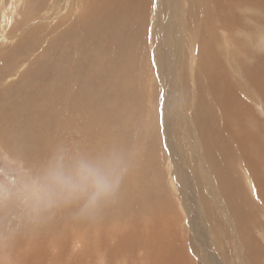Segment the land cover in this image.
<instances>
[{
	"label": "bare ground",
	"instance_id": "obj_1",
	"mask_svg": "<svg viewBox=\"0 0 264 264\" xmlns=\"http://www.w3.org/2000/svg\"><path fill=\"white\" fill-rule=\"evenodd\" d=\"M153 1L34 0L21 24L10 25L4 36L15 44L3 54L1 80L29 55L36 54V59L19 83L6 89L7 97L0 91V136L11 139L7 146L28 161L35 162L45 156L46 149H51L49 155L45 153L48 157H44L42 167L45 172L61 170L63 164L54 163L57 156H62L67 164L71 162L63 150V131L71 134V129H75L76 135L80 124L75 119H85L88 128L97 130L93 142L86 140V156L96 160L90 183L95 179L99 183L97 178L102 181L103 177V154L112 162L108 153L117 149L110 148L119 147L118 141L106 142L105 132L108 136L112 126L109 121L136 113L134 109L143 108L145 96L156 98L158 88L153 83L152 89L147 90L143 71L150 67L151 58L153 67L160 71L159 77L168 80L166 74L179 65L163 44L171 30L174 37L169 45L180 50L179 63L185 72L181 76L185 112L179 115L187 125L191 122L195 126L193 163L184 169L179 151L167 149L171 165L169 169L165 167L153 116L146 114L152 110L154 115L155 110L150 105L144 107L147 109L140 113L147 117L143 137L150 135L148 149L152 152L121 149V167L117 164L121 176L119 173L116 181L104 178L106 188L97 186V194L83 193L77 186L72 191L73 198L80 195L87 200L85 205L80 204L83 212L72 204L73 220L78 222V227L72 228L81 242L71 248L68 229L62 239L54 231L41 230L38 223L37 231L26 237L21 226L18 231L9 232L2 223L0 235L6 238L0 236V264H99L96 257L102 255L106 264H198L192 253L201 259L206 252L202 254L201 245L198 247L193 236H189L186 225L191 227L188 223H193L195 229L200 223L205 227L200 203L208 205L207 198L212 193L217 194L211 204L216 202V210L223 205L218 214L225 217V222L215 220V211L207 209L204 212L212 214L211 223L207 222L209 229L219 240V234L237 233L243 256L239 254L245 264H264V247L259 244L257 233H250L264 217V119L254 108L257 105L260 113L264 112V59L258 52L264 47V27L262 23L251 24V20L264 19V0H155L153 22L148 27ZM2 2L3 7L7 0ZM161 16L167 21L164 26ZM49 20L54 22L51 26L47 24ZM149 44L151 52L145 46ZM253 46L257 52L251 49ZM250 58L255 60L252 65ZM256 91L262 101L256 98ZM169 96L162 100L164 104ZM157 100L159 103V89ZM97 104L103 107L102 112L94 110ZM41 109L48 112L47 118L55 119L54 123L45 124L38 117L36 127L25 126L23 119ZM55 128V137L44 132ZM165 137L169 138L168 133ZM83 182L81 179L80 185ZM247 186L259 199L248 194ZM174 187L178 192L173 194ZM112 193L118 194L120 201L111 202ZM96 197L100 200L96 208L99 207L101 218L89 226L88 201ZM71 202L70 198L68 215ZM111 205L115 211L130 210V229L113 230L109 226L105 211ZM185 213L191 216L184 223ZM144 214L147 224L143 223ZM226 216L230 218L227 220ZM111 217L118 219V214L111 213ZM61 219L52 226H58ZM260 232L263 241L264 229Z\"/></svg>",
	"mask_w": 264,
	"mask_h": 264
},
{
	"label": "rangeland",
	"instance_id": "obj_2",
	"mask_svg": "<svg viewBox=\"0 0 264 264\" xmlns=\"http://www.w3.org/2000/svg\"><path fill=\"white\" fill-rule=\"evenodd\" d=\"M2 1L0 0V7H2V5L4 4V2ZM61 2L62 1H59L60 5H61ZM33 3H34V0H11V1L7 0L6 5L0 8V50H1L0 51V64L3 58V54L6 53V50H8L10 46L15 44V41L13 39H9L8 41H6L7 39L6 37H4L6 36V31L10 28L9 27L10 25H12L13 27H17L19 24H21L22 18H25L27 14L29 5ZM154 5H155V0L153 1V5L147 17L148 27H150V23L153 22L152 18H153V12H154V7H153ZM39 14L41 15L42 12H39ZM164 18L162 17L163 26L167 22V21L165 22ZM19 20H20V23H19ZM256 20H251V24L262 23L264 27L263 18L262 20L260 19H256ZM52 23L54 22L52 20H49L47 24L51 26ZM24 33L25 32H23V35ZM43 34L44 32L41 33L42 36ZM46 34L47 32L45 31L44 35ZM53 34L54 33H52L51 35ZM23 35L21 34V37H23ZM172 37H174V35L172 31L170 30L167 35L166 42L163 41V44L166 45L165 46L166 49H168L169 53L172 54L173 58L176 60L177 64L179 65L173 66L171 68L173 72L166 74L167 77L171 80L170 81L161 76L159 77L160 71L156 70L155 67H153L152 58H151L150 67L147 66L149 70H146L147 68L143 70L144 75L146 77L145 86L147 90L150 91L152 89V84L154 83V86H156V88H158L160 91V102L158 103V100H157L158 98V89H157L156 98H153L151 96H145L142 102L143 108L140 107V108L134 109L136 113L133 112L132 114L130 113V115L121 116L118 119L116 117L112 119L111 121H109L110 123H112V126L110 127V130L108 131V136H107V133L105 132V137H107L106 142L109 144L113 140L118 141L119 147L117 148L116 146H112L110 148V149H117L113 153L112 152L108 153L109 156L113 158L112 162L104 158V154H103L102 160L100 161L102 163V168L100 170V173H103V177H102V181L101 179L97 178L99 180V183H95L96 179L93 182L91 181L90 183L89 178H91L92 177L91 175L94 174V171H95L94 164L96 163V160L93 158L92 159L87 158L86 156V149L89 148V146L86 145V140H88L89 142H93L96 136L97 130L88 128L87 127L88 121H86L85 119H82V118L75 119L79 121V124H80L77 129L78 131L77 134L80 133V135L74 134L73 131H75V129H71V132H70L71 134L63 131V135L65 137V141H64L65 149L63 150L65 152V156L71 158V162H68L67 164L62 156H57L56 158L58 159L54 163L63 164L61 170L53 169L50 171L49 169V171L45 172L44 167H42V165H44V160H46L44 157L46 158L48 157L46 156L45 153H48L49 155V150L51 149H46L45 152L43 153L45 156L41 155L39 158L36 159L35 162H32V160L28 161L27 159H25L24 156L20 155L19 153L15 154L11 150V148L7 146V144L11 143V139L7 137L3 139L0 136V225L2 223H5L4 227L9 232H12L13 230L18 231V227L21 226L25 230L26 237L32 236L33 232L37 231L36 224L38 223H39V227L41 230H49L52 232L53 231L56 232L57 238H60V236L62 235V239H65L63 232L68 229L69 231H71V237L69 239V242L71 244L70 247L74 248L78 243L81 242V240H80V237H77V232L76 231L73 232L74 229L72 227L77 228L78 222L77 220L75 221L73 220L72 204H76L79 207L80 212H83V209L80 207V204L81 202H83L85 205L87 200L84 199V197H81L80 195L73 198V196L71 195L72 191L77 186L78 190H80L83 193L88 192L91 194L92 192H96L97 194L98 191L95 189L97 186H99V188H102V186L103 188H106L103 182L104 178H111L110 182L116 181L118 174L120 173V170L118 169L117 164H119L120 167L122 164L121 149H131L129 150V152L135 149H137V151H140L139 149H141V151H145L147 153L152 152V150L149 151L148 149L150 146V142H151L150 135L143 137L145 120L147 117L146 115H144L145 116L144 118L142 115L140 116V113L145 111V109H147L144 107H147L148 105H150V107H153L155 110L154 115L152 113V110H150L149 113H146V114H148L150 118H152L153 116V121L155 123L153 128L160 136L158 139V148L162 149L165 167L169 169L171 165L170 153H169L170 151L168 152L167 149L169 150L177 149V151H179L178 152L179 158L181 162L184 163L182 164V166H184L183 167L184 169H187L188 167L191 166V164L193 163L192 162L193 155L195 153L193 150H191V149H195L192 145V141L196 140V137L193 134L195 130V126L193 124L191 126L190 125L191 122H189V124L187 125V123L181 120V117H180V115H183L185 112V109H184L185 86L183 83V79L181 78V76H183L185 72L183 70V67H181L179 63L181 56H182V54L180 53V50L179 49L177 50V48L173 50L172 47H170L169 45L171 44ZM145 46L147 48V51L151 52L149 48L150 44L145 45ZM251 49H255L256 52L258 50V48H254V46L251 47ZM258 52L262 54V57L264 59V47L261 48L260 51ZM169 56L170 55H168V57ZM27 58L28 59L20 63L17 67H13L10 70L8 77L2 80L0 79V91H3V94L5 97L9 95V92L6 89L14 88L17 85V83H19V81L23 77L22 74L27 70L29 65L36 59V54H31ZM253 58L248 59L251 65L255 61ZM169 67L168 69H170ZM178 69H182V70L179 71ZM3 94L0 93V96H2ZM168 94H170L168 98V103L164 104L163 101L166 100ZM256 95H257L256 98H258L257 91H256ZM258 99L262 101L261 97H259ZM169 104H171L173 108H171ZM107 107H109V109H114V106H107ZM102 108L103 107L100 104H97L94 107V110L97 112H100ZM254 108L258 111L259 115H261V117L264 119V112L260 113V111L258 110V108L260 107H257V105L255 107L254 105ZM72 109L73 107L71 106V118L72 120H74L75 114L73 113ZM47 115H48V112L44 109H41L38 113L31 114L30 117L29 116L25 117L23 119V122L25 123V126L33 125L32 127H36L38 124V117H40L41 120L45 124L46 123L53 124L55 119L47 118L46 117ZM29 118H31V120ZM65 123L68 124V121L66 120ZM133 128H134V131L132 133L131 130ZM165 128L167 130V132L165 133H168V136H169L168 139H166L165 137V133H164ZM48 130L46 129V131L44 132L50 133L51 135H54L53 137H55L57 129L56 128L52 129V131H48ZM168 141H171V143H169ZM197 144H198L197 149H199L200 144L199 143ZM74 161H76V163ZM195 171H198V170H195ZM120 176H121V173H120ZM79 179L84 180V182L81 185H80ZM85 181L87 182L86 184H85ZM102 182H103V185H102ZM88 183H90V186ZM116 185L117 187H119V179L117 180ZM170 187L171 189L173 188L172 186ZM177 190L178 189L174 187V190H172V193L173 194L176 193ZM247 190H248V194H252L253 196H255V198L259 199L255 191H253L252 193L250 192L251 190L248 186H247ZM216 194L212 193L211 195H209V197L207 198L209 200L208 205L204 203H200L202 207V211H203L202 221L204 222L205 229L200 223H198V225L200 224V226L197 225L195 229H194L193 223H188L191 227L186 225L187 233H189V236L190 237L193 236V239L195 243L198 245V247H200L201 245L202 254L206 252L201 257V259L198 258L193 253L192 255L198 260V264H205V263L207 264H232V263L233 264H245L246 262L243 261V257H242L243 254L240 250L242 240L237 235V233L233 234L230 232L227 235L222 233L223 236L219 234L220 239H221L219 240V238L217 239L215 235L212 233L213 230L211 231V228L209 229V226L207 225V222H209L208 224H210L212 220L211 219L212 214L210 216V214L208 215L206 212H204L207 209H210V211L211 210L215 211V214H214L215 216L213 217V218H216L215 220L221 223L225 222V217L219 216V214L221 213L218 214V212L221 211V208L223 207V205L221 206L220 204V207H218L219 210L218 209L216 210L217 208L216 202H213L211 204V202L215 200L214 195ZM70 198L72 201L71 202V214L68 215L67 212L69 210V204L67 202ZM109 198L111 202L113 200L120 201L119 195L115 193H112L109 196ZM99 202L100 200L97 199V197L95 199L91 198L88 201V205L90 206L88 207L89 217L87 218V223L89 226H92L93 221L97 222L101 218V211L98 210L99 207L96 208V205ZM59 206H61V208ZM158 206H159V203H158ZM158 206H157V209H158ZM105 212L109 218L108 224L110 227H112L113 230H116L117 227L118 229H123V230H127L131 228V219H130V214H129L130 210L127 212H123L120 209H116L115 211L113 209V206L111 205L109 208L106 206ZM111 213L118 214V219H113L111 217ZM180 213L182 214L184 213V211L180 210ZM41 215L43 217H41ZM189 216H191V214L187 213V216H186V213H185V215L182 216V222L184 221L185 223V221H188ZM228 216H226L227 220L230 218V217L228 218ZM61 217L63 218V220L61 219ZM157 217H158V214L155 213L154 218H157ZM58 219H61L59 220L58 226L53 227L52 225L56 224L58 222ZM147 219L148 218L144 214L143 223L147 224ZM260 222L261 223H258L256 227H253L250 230V233L251 235L257 233L259 235L258 236L256 234V236L258 237V242L261 246L264 247V245L261 244L264 240L263 241L261 240L263 237L260 234L261 233L260 230L264 229V217L260 218ZM44 226H47L48 228H44ZM63 227H65V229ZM181 235L186 240L188 239V237H186L184 234H181ZM228 235H230L231 238L227 239ZM0 236H3V235H0ZM237 237H239V239ZM3 238H6V237L3 236ZM239 252L242 254V256L239 254ZM101 259H103V255L96 257V260H100L99 264H104V263L106 264L107 261L105 262V260H101Z\"/></svg>",
	"mask_w": 264,
	"mask_h": 264
}]
</instances>
